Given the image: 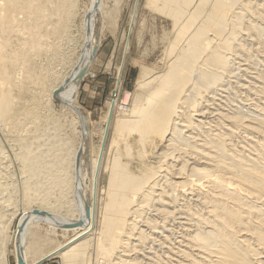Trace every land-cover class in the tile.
I'll list each match as a JSON object with an SVG mask.
<instances>
[{
	"label": "bare ground",
	"instance_id": "bare-ground-1",
	"mask_svg": "<svg viewBox=\"0 0 264 264\" xmlns=\"http://www.w3.org/2000/svg\"><path fill=\"white\" fill-rule=\"evenodd\" d=\"M148 4L173 19L166 62L143 66L123 106L110 100L117 112L93 154L78 90L112 27L104 20L117 15L104 0H0L1 133L14 147L38 145L66 114L74 130L73 143L40 160L51 180L22 186L20 172L0 170L14 179L0 183V264H10L9 244L16 264H88L94 243L104 264H264V0ZM106 128L115 153L96 235ZM18 192L30 196L19 203ZM57 228L72 234L45 246Z\"/></svg>",
	"mask_w": 264,
	"mask_h": 264
},
{
	"label": "rangeland",
	"instance_id": "rangeland-1",
	"mask_svg": "<svg viewBox=\"0 0 264 264\" xmlns=\"http://www.w3.org/2000/svg\"><path fill=\"white\" fill-rule=\"evenodd\" d=\"M88 2L89 0H81L82 7L84 4H88ZM115 2L116 0H104V11L111 12L117 16L107 17L104 20L105 24H111L112 27L103 28L101 30L95 62L91 70L81 79L78 90L77 101L83 108L91 128L89 143L93 147V154L96 153L101 143V132L104 131L105 127V115L109 113V116L114 118L117 112V106H115V110L109 108L110 100H115L118 102L119 106H123V102L126 100L125 98L128 99L131 94L137 91L139 81L142 79L141 72L143 66H148L150 68L164 66L167 59L166 51L174 35L173 19L166 13H162L155 6L148 4V0H120L119 11H116L114 8ZM259 65L260 63H258V66L256 65L257 69L261 66ZM233 94L234 93L231 95ZM55 106L58 111L67 113V111H65L66 109L64 110L59 103H56ZM70 116L71 114H66L65 118L56 117V120L53 121V125H56V127L52 128V124L50 123L51 125L49 124V126L52 129L49 130L50 134L46 135L48 139L38 145L32 143L30 140L24 145L14 147L11 145V142L5 138L3 133H1L2 131H0V141L2 142L0 170L7 165L9 170L12 169V171L16 170V172H20V176L18 174L15 176L16 178L14 177L16 180L14 182L19 183L20 180L22 186H26L27 183L37 185L38 182L41 183L42 181L47 182V180H51L52 176L43 172L47 163H42L40 160H44L45 156H47V159L49 158V150H53L51 153H54L53 157H56L57 150L62 143H73L74 134H72L71 131L74 130H70V123L67 121V117ZM106 130L108 131V128H106ZM114 140L112 129H110L107 138L102 142L101 158L103 164L98 182L100 200L98 203L96 235L100 234L101 227L103 226L102 221L104 210L106 209L105 201L108 192L109 168L112 166L115 153ZM51 141L56 144L55 149L52 147L49 148V146H52L50 144ZM46 147H48V150L45 154L46 150L44 149ZM64 151L66 150L64 149ZM3 162H6V164ZM25 168H30L31 172L33 171L32 175L22 173L21 169ZM62 177L65 176H61V178ZM10 179L8 177H3L0 179V183L5 182L13 184L14 182L12 181L14 179ZM65 179L62 178L61 181ZM17 194L20 200H18L19 203L24 202L23 200L30 196V194L25 195L24 192L20 194L18 192ZM17 209L19 208L17 207ZM17 219L18 214H16L12 220L10 219L11 221L6 232L7 243L11 242L13 231L17 225ZM40 225L41 224H38L33 232L43 235L44 229L41 231ZM42 225L44 228L46 227L43 223ZM144 230H147L146 232L149 231L147 227H145ZM71 234L72 231L66 232L61 228H57L55 232H53V235L49 237V241H45V246L60 245L64 243ZM93 243L94 242H92V244ZM93 248H95V243L90 247L88 264H104L101 262L102 259L98 262L95 254L96 252ZM9 250V263L16 264L14 247H11L10 244ZM40 252L41 250H38V253ZM142 262L141 264H148L145 260L143 263ZM40 264H63V259L51 257L45 259Z\"/></svg>",
	"mask_w": 264,
	"mask_h": 264
},
{
	"label": "water",
	"instance_id": "water-1",
	"mask_svg": "<svg viewBox=\"0 0 264 264\" xmlns=\"http://www.w3.org/2000/svg\"><path fill=\"white\" fill-rule=\"evenodd\" d=\"M19 264H24V263L22 261H20Z\"/></svg>",
	"mask_w": 264,
	"mask_h": 264
}]
</instances>
